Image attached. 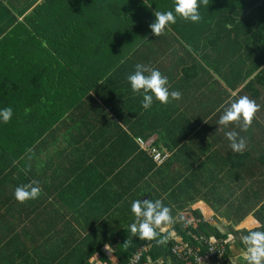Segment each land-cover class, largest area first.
Listing matches in <instances>:
<instances>
[{
    "label": "crops",
    "instance_id": "crops-1",
    "mask_svg": "<svg viewBox=\"0 0 264 264\" xmlns=\"http://www.w3.org/2000/svg\"><path fill=\"white\" fill-rule=\"evenodd\" d=\"M155 1L156 4L158 1L167 3L174 9V0ZM140 2L141 0H0V40L19 26V33L26 35L25 40L17 35L15 37L20 38L22 44H29L32 48L34 41H37L38 47L41 44L50 49L53 42L62 36L64 42V38L71 36V33H75V36L76 33L89 30L95 34L93 42L98 36H102L100 31L103 29L108 33L114 32L109 30L112 28L104 26L102 20L105 18L124 20L123 25L117 28V34L126 31L128 35L136 34L140 27L135 25L134 19L141 18L146 25L145 36L142 33L140 42L131 50V54L138 52V56L142 58L139 62L135 61V64L158 69L162 75L167 76L169 90H179L182 93L180 100H173L167 105L154 99L155 107L163 112L168 111L167 118L180 116L186 125H202L201 129L205 128L209 122V114L219 112L217 109L222 111L221 106L226 107V101L238 98L246 90L249 80L241 86H235L227 80L236 73L235 69H256V74L264 69L258 65L264 60V0H233L227 3L225 16L216 11H206V6H200L202 19L207 15L217 16L216 21L220 18L223 30L227 25V36L224 33L227 37V51L218 55L207 46L208 30L205 32L201 25L202 19L199 23H186L177 17L175 24L183 21L182 27L174 28L171 24V32L155 37L149 28L154 12L145 10L142 15L138 14L140 9L135 4ZM103 10L106 15H103ZM32 34L37 35L36 40L30 38ZM17 38L11 40L9 45L17 46ZM215 68L219 69L216 71ZM132 73L130 70L129 74ZM215 73L217 78H212ZM4 78L0 72V79ZM129 85L127 82L126 85L117 86L119 91L112 94L113 109L120 106L122 109L129 108L130 104L136 107V99H143L142 94L132 93L128 89ZM227 86L230 89L228 99ZM238 87L241 90L239 94L235 90ZM248 92L252 93L249 97L254 99L258 98L260 91L248 89ZM260 93L259 98L262 96V92ZM215 100H218L216 106L208 114H204L206 103ZM260 105L259 112L262 116L263 105ZM253 126L256 127L248 132L241 131L240 135L247 138L248 147L250 135L255 137V148H262L257 156L259 159L264 157V128L262 125L259 128L257 125ZM232 130L236 131L235 127L229 128V131ZM172 134H168V137L177 140V136H174L177 134ZM212 135L213 130L206 129L205 133H200L195 132L193 127L183 140L193 150H184L182 155L174 154L164 147L163 142H159L164 151L176 156H173L174 159L169 158L152 182L150 180L156 172L153 176L150 175L145 183L144 193L153 192L154 197L158 195L163 204L171 209L174 223L162 226L160 230L170 231L173 242L182 241L179 232L183 230L182 227L185 228L183 219L190 222L193 219L195 224L200 222L191 215L195 210H200L203 221L213 225L223 235L222 241L227 245V255L210 264H246L243 259L246 249L241 238L250 230L264 231V186L262 190L253 189L247 195L245 191H241L239 195L245 194L244 200L230 195L222 201V205L208 203L206 196L212 193L214 199L216 189L206 182L209 165L228 161L229 154H236L229 153L223 157L225 152L216 138L219 136L226 142L227 138L220 133L214 137ZM151 137L156 140L160 138L157 133ZM134 150L132 148L128 151L132 155L123 164L121 161L124 160L114 154L111 159L87 154L71 155L62 145L60 148L49 149L47 153L52 154L42 153L43 155L27 158L34 169L28 178L40 182L42 193L38 199L21 204L14 198L16 187L13 190L8 186L6 189L0 188V264H82L91 252L94 253L90 259L91 264H96L101 258L100 251L113 261L115 241L128 238L124 229L129 228L135 220L131 203L136 200V192L128 198L127 193L131 190V183L135 181L137 169L149 164V158H144L145 156L136 162L133 155L137 156L138 153ZM254 151L246 149L244 152L251 155ZM203 163L208 165L201 172L198 169ZM170 165L172 168H169ZM35 167H38L37 171ZM166 167L170 170L168 183L172 182L173 187L176 184L175 193H172V187L168 193L163 191L168 188L162 182V177H166L163 175ZM255 169L261 170V174L252 179H264V168L256 165ZM257 193L262 197H255ZM253 199L259 200L257 207L245 208L244 204ZM230 211H234V214H228ZM224 221V225H217ZM215 237L210 236L217 239ZM104 243V246H100ZM147 259V264H174L166 257L158 261Z\"/></svg>",
    "mask_w": 264,
    "mask_h": 264
},
{
    "label": "trees",
    "instance_id": "trees-1",
    "mask_svg": "<svg viewBox=\"0 0 264 264\" xmlns=\"http://www.w3.org/2000/svg\"><path fill=\"white\" fill-rule=\"evenodd\" d=\"M153 2L155 3V0L148 4ZM227 3L228 0H210V4L205 8L225 16ZM148 4L145 8L154 12V5ZM36 13L42 15L40 12ZM207 16L200 22L205 32L208 30L207 46L215 50L217 55L224 53L227 51V37L224 35L226 33L227 36V26L223 30L218 18L216 27L211 31L207 19L212 17ZM134 20L135 25L140 27L136 34L128 35L127 31L117 34L119 32L117 28L123 25L124 20L105 18L102 20L104 26L112 28L109 30L114 32L108 33L103 29L100 31L102 36H98L93 42L95 34L89 30L81 34L76 33L75 36H73L75 33H71V36L64 38V42L63 36L53 42L50 49L44 48L41 44L38 47L37 41H34L32 48L29 44H22L19 39L25 40L26 35L19 33L21 28L19 26L17 30H11L12 32L0 40L2 48L0 72L5 76L4 79H0V109L11 107L13 110V116L8 123L0 120V188L6 189L8 186L13 190L17 186L31 182L28 177L34 169L27 158L39 154H52L47 153L48 150L60 148V145L71 155L87 154L111 159V155L114 154L124 160L121 161L122 164L132 155L128 151L134 148L138 153L137 156L133 155L135 161L138 162L145 156L144 158H149V164L137 169L135 181L131 183L127 198L136 192V199L144 200L147 196L153 201L159 199L158 195L154 197L153 192L145 194L144 187L152 174L156 172L151 182L157 177L156 174L162 166H157L151 156L140 149L137 139L149 138L157 133L160 138L155 141V145L160 151L162 147L158 143L163 142L166 149L176 155H182L184 150H193L183 143L193 126H187L180 116L173 115L167 118L168 111L163 112L156 108L155 103L149 109H143L142 98L136 99V107L130 104L129 108L122 109L120 106L113 109L112 94L119 91L117 86L127 84L129 71L134 72L135 61L139 62L142 59L138 52L131 54V50L140 42L142 33L143 37L145 36L146 25L141 18ZM150 22L152 23V19ZM183 23L182 21L173 24L174 28L182 27ZM35 36L37 35L32 34L30 38L36 40ZM14 38H17L18 45L10 46L9 42ZM258 65L264 68V60ZM255 85L262 86L260 92L264 94V69L248 83L246 90L250 91ZM128 89L131 91L130 85ZM259 93L254 94L259 97ZM172 132L177 134L174 135L177 136V140L168 137ZM117 150L120 152L116 153ZM176 155H171V159ZM249 157L248 152L229 154L227 162L231 169H240L247 166ZM252 165L264 168V157L257 158ZM37 170L38 167H35V171ZM110 174L112 175V171ZM173 185L172 182L164 184L163 186L168 188L163 191L168 193L172 187V193H175L176 184L174 187ZM191 215L200 222L195 224L193 219L191 222L183 219L185 228L182 227L183 230L179 232L181 236H178L182 239L180 242L205 253V239L215 235V238L222 241L223 235L213 225L203 221L200 210H195ZM160 229L158 231L170 237V231L162 232ZM124 230L128 238L115 241L114 260H109L100 251L101 258L96 264H131L141 247H148L149 244L150 249L140 264H147V258L158 261L164 257L174 264H189L185 260L179 261L172 255L170 245L157 246L154 241L132 238L130 229ZM126 240L130 242L128 247L123 245ZM93 255L91 252L89 258L82 261V264H91L90 259Z\"/></svg>",
    "mask_w": 264,
    "mask_h": 264
},
{
    "label": "clouds",
    "instance_id": "clouds-1",
    "mask_svg": "<svg viewBox=\"0 0 264 264\" xmlns=\"http://www.w3.org/2000/svg\"><path fill=\"white\" fill-rule=\"evenodd\" d=\"M208 7L210 0H174V9L170 11H155V20L149 24L152 35L162 36L169 25L175 24L177 17L184 21L199 23L202 19L200 6ZM231 27V25H228ZM131 91L134 94H142L141 106L149 109L154 99L160 104L167 105L173 100H180L182 93L179 90L170 91L167 76L149 65L137 63L135 71L127 76ZM227 106L222 105L223 113L219 116L217 124L223 128L236 125L243 132L252 126L256 113L260 111L261 105L247 95L230 98L226 101ZM220 111V109H217ZM13 116L11 107L0 109V120L8 123ZM225 137L229 141V147L233 153L243 154L248 147L246 137L237 131H226ZM29 151H31L29 149ZM27 171V170H25ZM42 189L40 182L33 180L27 184L17 186L14 190V198L23 204L29 200L40 197ZM131 212L135 217L133 223L129 225L133 237L139 240L154 241L157 246H165L169 237L162 234L158 229L165 225L174 223L171 209L165 206L160 199H136L131 203ZM245 245L243 259L246 264H264V231L250 230L247 235L242 236ZM129 241L124 242V247H128Z\"/></svg>",
    "mask_w": 264,
    "mask_h": 264
},
{
    "label": "rangeland",
    "instance_id": "rangeland-1",
    "mask_svg": "<svg viewBox=\"0 0 264 264\" xmlns=\"http://www.w3.org/2000/svg\"><path fill=\"white\" fill-rule=\"evenodd\" d=\"M132 2H134V0H131ZM153 0H141L140 3H136V6L140 9L138 12V14L142 15L145 10H147L146 5L151 2ZM167 2L169 0H166ZM156 2V1H155ZM230 2H233V0H230ZM157 4L159 6H155L156 4L150 3L148 4L149 6H153L155 8H153L154 10H159V11H170L173 10L167 3H164L162 1H158ZM161 9V10H160ZM211 9H208L207 11H209ZM155 12V11H154ZM101 14V13H100ZM103 15H106V12L103 10ZM216 17L217 16H212L211 19H207V24H209V29H211V31L216 27ZM155 17L152 18V23L154 22ZM227 26V25H226ZM173 29L172 27L169 25L168 29L165 30V34H167L168 32H171ZM219 68H215V70L217 71ZM258 69V68H257ZM236 73H233V77L232 78H227V80L231 81L233 83V85H238L241 86L243 84V82L245 81H252L256 76H258L259 74H256V69H244V68H239V69H235ZM224 72V71H223ZM217 78V74L215 73V75H213L212 78ZM234 88V87H233ZM262 88V86H253L252 89L255 91H260ZM235 90L237 91V94H239L241 92V90H239L238 88H235ZM239 90V91H238ZM230 89L227 86V99H228V93H229ZM232 94V93H231ZM250 92H248L247 90H245L244 92H242L240 94L241 95H247L250 96ZM253 100L256 101L257 104H262L263 105V109H262V116L260 115V112L256 113V116L252 122V126L247 130V132L252 129L255 128L256 126L253 125H257L258 128L262 125L264 128V94H262V96L259 98H254ZM218 103V100L215 101H208L206 103V105L204 106V114H208L213 108L214 106H216V104ZM223 113V108L222 111L216 112L215 114H209L208 117V123L206 125L205 128H202V125L198 126L197 125H191L194 127L195 132L199 131L200 133H205L206 129L211 131H214V135H212V137H214L216 134H223L225 136V132L226 130L229 131V128L235 127V130L237 132H241V130L239 129V127H237L236 125H230L228 128H223L222 126H219L217 124V121L219 119V116ZM189 126V125H187ZM216 127V129L214 128ZM224 132V133H222ZM251 139L249 142V147L247 149H250L251 151L255 150L250 157L247 160V166L246 167H242L240 169H230V165L227 161L224 160L223 163H211L208 167L207 170V177L208 179L206 180L207 185L209 186H213L215 190L214 194V199H212V193H208V195L206 196V201L208 203H212V205H222V201L225 200L228 196L233 195L236 196L238 198L241 199H245V194L247 195L248 193L251 192V190L253 189H258V190H262L261 188L264 186V179H258L257 177L255 179H252V177L254 176H260L261 174V170H256L255 166L252 165L253 161L256 160L260 155L259 151L262 150V148L258 147L255 148V137L250 135ZM219 141V145L220 148L223 149V151L225 152L223 157H226L227 154L229 153H233L229 147V141L225 139H220L219 136H217L216 138ZM215 142L213 143V147L215 145ZM212 147V148H213ZM211 149V148H209ZM228 151V153H227ZM174 161V160H173ZM208 163L205 164L203 163L200 167H199V171L203 172L204 168L207 167ZM169 168H172V165L169 166ZM227 174V175H226ZM163 175L166 177H162V182L164 183H168L169 182V178H170V170L168 169V167H166V169H164L163 171ZM264 176V174H263ZM225 191V192H224ZM241 191H245V194L243 196L239 195V193ZM227 192V193H226ZM261 192V191H260ZM255 197H262L260 195V193L255 194ZM228 199V198H227ZM259 202L258 199H253L252 202L250 203H245L244 207L246 208H255L257 207V203ZM243 213V212H241ZM255 213V212H253ZM228 214H234V211H230L228 212ZM217 224V223H216ZM225 224L224 222H218V226H222ZM141 263V262H140ZM139 263V264H140Z\"/></svg>",
    "mask_w": 264,
    "mask_h": 264
},
{
    "label": "built area",
    "instance_id": "built-area-1",
    "mask_svg": "<svg viewBox=\"0 0 264 264\" xmlns=\"http://www.w3.org/2000/svg\"><path fill=\"white\" fill-rule=\"evenodd\" d=\"M137 141L140 149L148 153L157 166H163L169 160L171 154L163 149L160 151L155 145L156 139L154 137H139ZM166 245L171 246L172 255L179 260L189 262V264H210L214 260L222 259L227 254V245L224 242L213 238L205 239V253H201L200 250L195 249L194 246L187 243L173 242L170 237ZM147 253L148 247H141V249L134 255L131 264H139Z\"/></svg>",
    "mask_w": 264,
    "mask_h": 264
}]
</instances>
